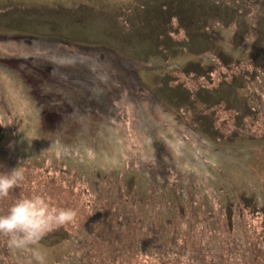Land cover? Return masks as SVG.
<instances>
[{
	"label": "rangeland",
	"instance_id": "rangeland-1",
	"mask_svg": "<svg viewBox=\"0 0 264 264\" xmlns=\"http://www.w3.org/2000/svg\"><path fill=\"white\" fill-rule=\"evenodd\" d=\"M32 55L54 84L5 62ZM2 59L0 172L25 179L0 215L77 212L45 264H264V0H0ZM8 240L0 264H38Z\"/></svg>",
	"mask_w": 264,
	"mask_h": 264
},
{
	"label": "clouds",
	"instance_id": "clouds-1",
	"mask_svg": "<svg viewBox=\"0 0 264 264\" xmlns=\"http://www.w3.org/2000/svg\"><path fill=\"white\" fill-rule=\"evenodd\" d=\"M55 154L57 158H62L69 154V149L56 145ZM24 179V170L19 166L0 172V199L8 197L10 192L20 187ZM76 216L74 209L54 207L39 195L21 198L9 208L6 215H0V235L9 237L11 249L31 250L38 264H45V257L39 250L41 241L55 228L73 222Z\"/></svg>",
	"mask_w": 264,
	"mask_h": 264
},
{
	"label": "flooded vegetation",
	"instance_id": "flooded-vegetation-1",
	"mask_svg": "<svg viewBox=\"0 0 264 264\" xmlns=\"http://www.w3.org/2000/svg\"><path fill=\"white\" fill-rule=\"evenodd\" d=\"M257 1H260V0H257ZM0 61L3 63V59ZM5 62L6 63H10V62L21 63L25 67V69L27 68L30 69L33 73V74H29L30 81L31 79L33 80V77L35 78L38 75V76H42L43 79L45 78L46 79L45 81L51 84H54V82H51V80H48V78L52 75L51 73L54 67L46 63L44 64L40 63V61L33 55L29 57H13L10 60L9 59L5 60ZM29 79H27L28 80L27 83L31 85L32 82H30ZM32 87H34L36 90H39L40 92L44 89L41 84L36 85V86L33 85ZM52 112H56V111H52Z\"/></svg>",
	"mask_w": 264,
	"mask_h": 264
},
{
	"label": "trees",
	"instance_id": "trees-1",
	"mask_svg": "<svg viewBox=\"0 0 264 264\" xmlns=\"http://www.w3.org/2000/svg\"><path fill=\"white\" fill-rule=\"evenodd\" d=\"M230 19V18H229ZM258 58H256V60H257ZM216 67H214V66H212V68H211V72H213V74H212V76L210 77V81H215V87H222L223 85H224V83H228V85L230 86H232V85H234V84H236V82L235 81H238V80H242L243 79V77L241 78V77H238V74H232L231 72L228 74V75H226L227 77V79L226 80H224V81H222V80H220V78H224V77H222L221 75H219V74H217L216 73ZM244 80L247 82V80L249 81V79L247 78V79H245L244 78ZM208 82V81H207ZM209 83V82H208ZM245 84V83H244ZM246 84H248V82L246 83ZM180 85V84H179ZM183 86V85H182ZM237 108V107H236ZM235 108V109H236ZM253 110V109H252ZM251 109L249 110V112H248V114H247V118L248 117H250L251 119L253 118V117H255V114L253 113V111H252ZM260 113V112H259ZM259 115V114H258ZM252 122H254V119H252ZM32 185V184H31ZM51 233H53V230L52 231H50L46 236H49V235H51Z\"/></svg>",
	"mask_w": 264,
	"mask_h": 264
}]
</instances>
